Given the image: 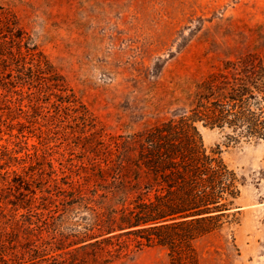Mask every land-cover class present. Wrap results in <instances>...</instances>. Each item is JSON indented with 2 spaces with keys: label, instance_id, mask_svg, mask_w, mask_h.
Returning <instances> with one entry per match:
<instances>
[{
  "label": "rangeland",
  "instance_id": "obj_1",
  "mask_svg": "<svg viewBox=\"0 0 264 264\" xmlns=\"http://www.w3.org/2000/svg\"><path fill=\"white\" fill-rule=\"evenodd\" d=\"M7 11L17 23L12 34L0 22V43L8 41L0 47V207L8 213H25L31 198L59 201L58 188L85 182L94 132L109 139L179 117L224 60L264 58V0H0L5 23ZM199 130L208 153L242 180L224 226L196 241L200 262L264 264V140ZM111 264L170 261L154 246Z\"/></svg>",
  "mask_w": 264,
  "mask_h": 264
},
{
  "label": "trees",
  "instance_id": "obj_2",
  "mask_svg": "<svg viewBox=\"0 0 264 264\" xmlns=\"http://www.w3.org/2000/svg\"><path fill=\"white\" fill-rule=\"evenodd\" d=\"M5 20L16 34L14 16ZM190 97L179 117L145 130L109 139L94 132L93 171L58 188L59 201L31 198L20 215L0 207V264H111L154 246L170 264H201L196 241L224 226L242 180L208 153L199 124L234 142L264 140V58L224 60Z\"/></svg>",
  "mask_w": 264,
  "mask_h": 264
}]
</instances>
